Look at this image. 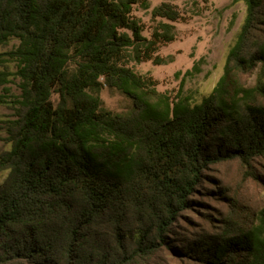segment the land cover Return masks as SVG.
I'll return each instance as SVG.
<instances>
[{"label": "trees", "instance_id": "16d2710c", "mask_svg": "<svg viewBox=\"0 0 264 264\" xmlns=\"http://www.w3.org/2000/svg\"><path fill=\"white\" fill-rule=\"evenodd\" d=\"M243 1L226 74L196 104L158 94L128 67L159 62L175 41L182 16L172 4L154 8L162 22L148 39L134 12L150 0H0V47L19 43L0 53V108L14 111L0 117L10 146L0 154V264H135L166 245L209 166L240 160L258 179L264 80L233 88L230 76L264 71V41L248 53L264 0ZM105 87L130 97L131 113L106 110ZM197 248L211 264H264V209L250 230Z\"/></svg>", "mask_w": 264, "mask_h": 264}, {"label": "rangeland", "instance_id": "374dc122", "mask_svg": "<svg viewBox=\"0 0 264 264\" xmlns=\"http://www.w3.org/2000/svg\"><path fill=\"white\" fill-rule=\"evenodd\" d=\"M150 1V10L137 8L134 12L143 27V36L151 39L162 22L153 17L154 8L169 3L182 16L174 24L176 39L159 49L156 54L159 62H131L128 67L150 82L158 94L172 101L187 97L192 103L200 104L226 74L228 56L246 18L247 6L243 0ZM263 41L264 21H261L249 43L248 53L256 52ZM18 44L13 40L9 46L0 47V53L9 52ZM8 69L15 73L16 64L11 63ZM230 79L233 88L253 89L264 80V71L261 65L253 70L234 69ZM12 80L7 88L19 95V80ZM101 98L105 109L116 114H128L134 108L130 97L108 87L102 91ZM257 101L264 105L260 96ZM13 114L10 109L0 108V117L4 120L10 119ZM9 148L1 142L0 154ZM212 150L215 151V148ZM249 171L240 160L209 166L190 198V207L171 227L166 245L153 256L137 260L135 264H211L201 252H197V244L204 242L205 238L224 234L236 236L250 230L257 224L258 214L264 209V157L252 162V173L258 179L250 176ZM7 178L8 173H0V186Z\"/></svg>", "mask_w": 264, "mask_h": 264}]
</instances>
